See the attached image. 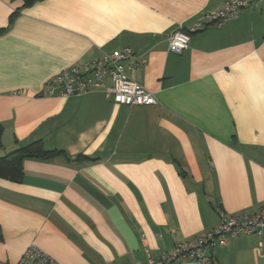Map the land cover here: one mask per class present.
I'll return each mask as SVG.
<instances>
[{
    "label": "crops",
    "instance_id": "0c3cea01",
    "mask_svg": "<svg viewBox=\"0 0 264 264\" xmlns=\"http://www.w3.org/2000/svg\"><path fill=\"white\" fill-rule=\"evenodd\" d=\"M226 1L0 0V157L38 141L61 153L0 179V264L31 245L58 264H146L215 230L221 212L264 208V0L169 51ZM126 48L155 105L45 94L62 71ZM208 264H264V241L228 239Z\"/></svg>",
    "mask_w": 264,
    "mask_h": 264
},
{
    "label": "built area",
    "instance_id": "2783aa9c",
    "mask_svg": "<svg viewBox=\"0 0 264 264\" xmlns=\"http://www.w3.org/2000/svg\"><path fill=\"white\" fill-rule=\"evenodd\" d=\"M262 0H228L221 10L206 13L189 30H179L169 38V51L182 54L188 49L191 35L209 26L218 28L236 20L247 7ZM128 48L120 52L104 53L101 58L82 67H72L51 78L46 83L45 94L61 97L80 95L91 90L102 89L114 103L125 106H152L157 103L155 95L136 82L126 71L124 62L133 59ZM145 62L133 64L136 69ZM111 85L107 86L106 81ZM257 236L264 241V208L251 215H227L220 213L219 226L193 242L177 244L173 251L161 253L157 258L148 255L146 264H208L211 253L217 247H225L228 239L240 236ZM17 264H58L38 247L27 248Z\"/></svg>",
    "mask_w": 264,
    "mask_h": 264
},
{
    "label": "trees",
    "instance_id": "16d2710c",
    "mask_svg": "<svg viewBox=\"0 0 264 264\" xmlns=\"http://www.w3.org/2000/svg\"><path fill=\"white\" fill-rule=\"evenodd\" d=\"M40 0H22L25 7ZM19 12L16 11L12 18ZM3 127L0 124V146L2 145ZM61 154L57 151L44 150L40 141L19 148L3 157H0V179L10 182H20L23 178V161L27 158L48 159Z\"/></svg>",
    "mask_w": 264,
    "mask_h": 264
}]
</instances>
